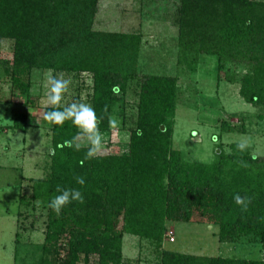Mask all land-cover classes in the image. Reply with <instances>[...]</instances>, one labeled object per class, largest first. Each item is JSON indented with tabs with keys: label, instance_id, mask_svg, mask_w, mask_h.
<instances>
[{
	"label": "trees",
	"instance_id": "obj_1",
	"mask_svg": "<svg viewBox=\"0 0 264 264\" xmlns=\"http://www.w3.org/2000/svg\"><path fill=\"white\" fill-rule=\"evenodd\" d=\"M96 6L97 0H0V38L13 40L7 72L23 94L29 95V83H22V76L34 68L89 73V104L101 132L109 129L111 111L131 80L138 79L139 87L124 153L89 158V145L80 142V130L71 121L52 124L48 171L31 178L33 201L48 207L45 236L26 263L78 264L81 257L88 263L96 255L97 264H125L121 244L127 233L149 241L161 264H264L163 246L166 223L192 217L217 225L219 241L248 236L264 245V156L248 148L241 152L232 142L228 151L216 148L209 162L186 161L172 145L176 79L138 73L140 36L92 31ZM177 23L183 52L217 55L221 68L224 60L244 67L239 94L253 106L264 105V0H181ZM12 126L25 132L26 114H13ZM221 130L235 128L222 121ZM66 140L82 146H63ZM77 176L84 177L83 186ZM57 186L79 189L83 203L72 201L57 214L48 206ZM237 194L246 199V208L236 203Z\"/></svg>",
	"mask_w": 264,
	"mask_h": 264
},
{
	"label": "rangeland",
	"instance_id": "obj_2",
	"mask_svg": "<svg viewBox=\"0 0 264 264\" xmlns=\"http://www.w3.org/2000/svg\"><path fill=\"white\" fill-rule=\"evenodd\" d=\"M181 0H97L91 25L94 32L137 34L141 45L137 71L172 76L177 81V103L173 120L172 145L189 162H209L216 148L229 150L232 142L247 141L251 154L264 156V105L253 106L239 94L244 67L217 55L183 52L178 37V9ZM176 17V18H175ZM13 40L0 38V264H24L44 241L48 207L31 197V178L46 175L52 152V123L44 119L49 74L70 80L61 105L89 104L91 74L32 69L22 76L29 83L28 96L11 81ZM138 79L112 109L115 127L101 131L102 142L95 154L124 153L129 131L135 125ZM30 97L31 102L27 98ZM26 114L27 130L13 128V114ZM222 121L235 128L221 130ZM79 140L88 145L81 134ZM24 196L25 198L19 200ZM163 246L172 251L198 256L239 257L264 260V245L248 236L238 241H219L218 226L192 217L168 221ZM172 236V240L170 239ZM122 260L125 264H161L149 241L124 233ZM27 259H24V258ZM27 264V263H26ZM78 264H97L91 255Z\"/></svg>",
	"mask_w": 264,
	"mask_h": 264
},
{
	"label": "clouds",
	"instance_id": "obj_3",
	"mask_svg": "<svg viewBox=\"0 0 264 264\" xmlns=\"http://www.w3.org/2000/svg\"><path fill=\"white\" fill-rule=\"evenodd\" d=\"M48 80V93L46 96L47 105L52 106L50 110L44 112V119L48 122L62 126L65 121H71V123L80 130V133L86 138L89 148L87 156L91 158L95 155L102 142V134L97 124V114L95 109L87 103L73 102L67 106L60 107L64 94L69 89L70 80L65 79L63 76L57 77L49 74ZM114 91L119 92V88H115ZM110 125L115 127L117 121L115 119L110 120ZM137 136L143 135L142 129L136 130ZM66 147H75L77 150L82 146L79 143H75L74 140H66L64 145ZM248 147L247 141H243L237 144V148L242 152ZM76 183L83 186L85 179L82 176H77ZM57 195L53 196L49 200L48 206L57 214L61 209L71 203L72 201H78L83 203L84 197L82 192L77 188H61L57 186ZM237 204L247 207V201L245 198L237 194L234 197Z\"/></svg>",
	"mask_w": 264,
	"mask_h": 264
},
{
	"label": "built area",
	"instance_id": "obj_4",
	"mask_svg": "<svg viewBox=\"0 0 264 264\" xmlns=\"http://www.w3.org/2000/svg\"><path fill=\"white\" fill-rule=\"evenodd\" d=\"M170 239L172 240V236H170Z\"/></svg>",
	"mask_w": 264,
	"mask_h": 264
}]
</instances>
